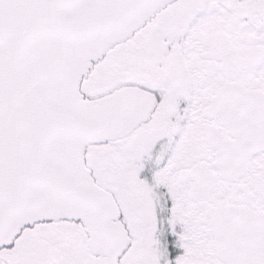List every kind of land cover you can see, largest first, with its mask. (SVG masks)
<instances>
[{
  "label": "snow or ice",
  "instance_id": "6c2138e0",
  "mask_svg": "<svg viewBox=\"0 0 264 264\" xmlns=\"http://www.w3.org/2000/svg\"><path fill=\"white\" fill-rule=\"evenodd\" d=\"M0 264H264V0H0Z\"/></svg>",
  "mask_w": 264,
  "mask_h": 264
}]
</instances>
